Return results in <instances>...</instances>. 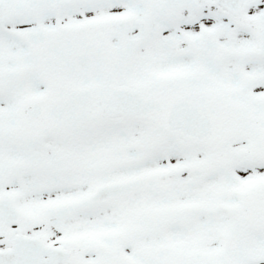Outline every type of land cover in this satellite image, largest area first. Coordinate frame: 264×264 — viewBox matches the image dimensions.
Masks as SVG:
<instances>
[{
    "label": "snow or ice",
    "instance_id": "obj_1",
    "mask_svg": "<svg viewBox=\"0 0 264 264\" xmlns=\"http://www.w3.org/2000/svg\"><path fill=\"white\" fill-rule=\"evenodd\" d=\"M0 264H264V0H0Z\"/></svg>",
    "mask_w": 264,
    "mask_h": 264
}]
</instances>
